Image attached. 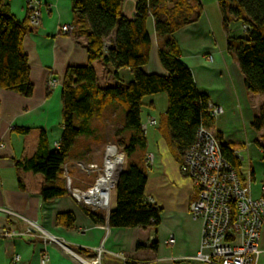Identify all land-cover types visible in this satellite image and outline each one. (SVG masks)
I'll list each match as a JSON object with an SVG mask.
<instances>
[{"label":"crops","instance_id":"crops-1","mask_svg":"<svg viewBox=\"0 0 264 264\" xmlns=\"http://www.w3.org/2000/svg\"><path fill=\"white\" fill-rule=\"evenodd\" d=\"M27 1L8 0L18 21H24L28 15ZM34 1L41 4V27L23 42L29 58L34 93L26 98L0 90V208H8L15 213V216L6 217L0 212V264H78L65 254L63 246L93 255L101 245L103 264H202L194 259L202 244V224L190 215L196 191L192 181L181 173L176 148L162 123L157 122L156 126L147 130L154 129L153 142L147 139L146 134V153L156 154V162L148 171L145 196L162 210L161 223L156 230L111 229L107 225H95L85 215L83 208L86 207L69 195L43 202L40 193L45 178L18 166V162L28 160L37 153L43 132L50 150L60 147L63 136V86L50 89L49 81L52 78L62 81L69 67H81L88 63L87 40L76 34L73 27L71 0ZM191 1L194 3V0ZM197 1L202 6L201 0ZM136 5V0H123V15L133 19ZM219 15L217 11L210 15L205 9L197 22L175 33L174 38L179 44L182 61L193 73L199 92L208 95L210 103L221 109L213 132L221 133L227 143L240 146L237 152L242 164L243 186L249 187L250 193L258 197L263 195L264 188L261 150V146L264 147V129L257 132L251 124L264 105V97L248 93L239 64L227 53V34L222 30V14ZM63 25L70 26L69 33L60 31ZM148 30L152 47L149 63L143 71L146 74L167 75L159 60L154 21L152 30L148 22ZM93 65L99 86L106 88L117 84L108 72L109 67L101 60ZM119 79L128 84L134 76L130 70L121 69ZM157 105L155 98V110ZM164 110L165 113L167 107ZM111 112H118L121 117L124 113L120 107H113L99 119ZM20 129L29 131L21 133ZM84 139L87 141L84 142ZM104 142L96 134L92 122L91 135L77 140L65 164L71 177V188L84 191L94 186L95 176L86 175L78 164H102ZM94 153H100L101 158H93ZM59 182L66 189L63 172ZM115 207L114 188L110 196V211ZM66 213L74 215L75 231L56 226V217ZM97 213L105 218L108 216L101 210ZM28 221L41 222L52 241L45 243L30 231ZM3 231H15L16 235L9 239ZM170 236L175 238L173 245L167 244ZM153 242L158 244L156 251L151 250ZM139 243L143 246L141 249H137ZM259 251L258 264H264V230ZM17 256L18 262L15 261Z\"/></svg>","mask_w":264,"mask_h":264},{"label":"trees","instance_id":"trees-1","mask_svg":"<svg viewBox=\"0 0 264 264\" xmlns=\"http://www.w3.org/2000/svg\"><path fill=\"white\" fill-rule=\"evenodd\" d=\"M136 15L128 19L122 13L123 0H71L76 34L87 40L88 63L69 67L63 78V136L60 147L50 150L43 132L37 153L18 162L27 172L45 178L40 196L48 202L68 195L59 179L79 138L91 135L92 122L113 107H120L124 116L119 131L118 148L127 156L126 168L119 175L116 207L105 218L101 213L83 208L85 215L98 226L109 228H154L161 223L162 210L145 196L148 170L146 134L141 129L143 100L165 93L168 98L162 115L170 142L183 162L184 154L196 139L201 127L215 128L216 118L209 109L210 98L200 93L191 69L182 61L174 35L197 22L203 13L199 3L191 0H136ZM222 24L227 34V53L237 61L248 93L264 97V0H220ZM154 21L159 60L167 75L146 74L152 47L148 22ZM231 23L240 24L245 36H231ZM38 31L30 23V12L24 21L13 15L8 0H0V90L29 98L34 93L30 79L29 58L23 48L24 39ZM101 60L117 84L98 85L94 63ZM128 69L134 76L131 83L119 79V70ZM152 105V104H151ZM253 130L264 129V105L251 124ZM20 129L21 133H28ZM221 155L233 166L244 185L240 159L235 152L240 146L227 143L216 134ZM264 141V137H263ZM264 162V147L261 146ZM73 214H60L56 226L76 230ZM143 246L139 243L137 249ZM158 249L152 243L151 250Z\"/></svg>","mask_w":264,"mask_h":264},{"label":"built area","instance_id":"built-area-1","mask_svg":"<svg viewBox=\"0 0 264 264\" xmlns=\"http://www.w3.org/2000/svg\"><path fill=\"white\" fill-rule=\"evenodd\" d=\"M30 23L38 28L41 25L40 4L28 0ZM64 26L61 32H68ZM62 83L51 79L50 88H57ZM213 117L221 109L209 103ZM157 120L148 117L141 126L146 134L150 126H156ZM111 148H114L115 154ZM235 155L240 159L239 152ZM155 154L147 153L145 166L149 171L154 167ZM127 156L116 144L109 143L104 149L102 164L79 163V169L88 176H95L94 186L81 191L71 188V177L67 166L63 168L65 186L68 195L76 198L83 206L93 212H110V196L118 183L119 175L126 168ZM181 173L192 181L196 200L190 205V215L202 224V244L194 259L202 264H258L260 256L259 243L264 230V188L263 195L255 197L249 187L243 186L233 166L221 155L216 134L213 130L201 127L196 139L184 154L180 166ZM107 185L108 203L106 207L98 206L93 201L94 190L99 185ZM6 217L15 216L8 208H0ZM30 231L35 232L45 243L52 241L51 235L41 222L28 221ZM6 238L12 239L15 231L5 232ZM175 243L174 236L167 240L168 245ZM65 254L78 264H103V245L93 255L82 254L63 246ZM19 261V257H15Z\"/></svg>","mask_w":264,"mask_h":264},{"label":"rangeland","instance_id":"rangeland-1","mask_svg":"<svg viewBox=\"0 0 264 264\" xmlns=\"http://www.w3.org/2000/svg\"><path fill=\"white\" fill-rule=\"evenodd\" d=\"M219 1L220 0H201V3H202V6L204 7L203 9L208 10L210 15H213V11L214 12L217 11L218 15H219V14H221L220 9H219ZM194 2L196 3L197 0H194ZM149 25H150L151 30H152V25H153L152 19L149 20ZM222 28H223L222 30L225 31L224 27H222ZM230 30H231L232 36H235V37L245 36V33H244L240 24L231 23ZM224 34H226V33H224ZM98 71L101 73V71H102L101 68H99ZM155 98H157V101H158V105L156 106V110H155ZM151 103H153V105H151ZM143 105H144L143 110H142L143 114L141 116L142 124L146 123V121H147L146 118L148 115H151L150 117L155 118L157 120V122L161 123L162 115L164 114V111H165L164 109H166V107L168 106L167 95L165 93H163V94H158V95L146 97L143 100ZM123 116H124V113H123ZM123 116L121 117V115L118 112H116L115 114H112V112H111V113H108L106 116H103L100 119L96 118L93 120V126H94V128H96V134L98 136H100L105 141L103 144L104 147H102V149L103 148L105 149V147L109 143L116 144L117 141L121 138L119 135V131H120V128H122ZM153 130H154L153 128L149 129V131L146 133L147 139L149 141H152V142L154 140L153 135H152ZM84 140H85L84 142L87 141L86 139H84ZM90 140H91V138H90ZM94 154L95 155L93 156V158H99L100 153H94ZM155 156H156V154H155ZM100 158H101V156H100ZM155 162H156V159H155ZM155 168H156V165H155Z\"/></svg>","mask_w":264,"mask_h":264},{"label":"bare ground","instance_id":"bare-ground-1","mask_svg":"<svg viewBox=\"0 0 264 264\" xmlns=\"http://www.w3.org/2000/svg\"><path fill=\"white\" fill-rule=\"evenodd\" d=\"M34 1V0H33ZM28 2V1H27ZM36 2V1H35ZM39 3V2H37ZM40 4V3H39ZM40 8H41V4H40ZM28 13H29V10H28ZM64 26H68L69 27V31L68 32H63V33H69L70 32V26L69 25H63L61 26V28H63ZM41 27V25L37 28L39 29ZM36 28V27H35ZM61 28H60V31H61ZM54 79V78H52ZM58 80V79H57ZM51 81V80H50ZM49 81V82H50ZM60 81V80H59ZM62 83L61 86H63V80L60 81ZM50 88V86H49ZM50 89H53V88H50ZM112 152L115 154L114 152V148H111ZM107 188L108 186L107 185H102V184H99L96 189L94 190V195H93V201L98 205V206H102V207H106L107 206V203H108V193L106 192L107 191ZM89 209V208H88Z\"/></svg>","mask_w":264,"mask_h":264}]
</instances>
